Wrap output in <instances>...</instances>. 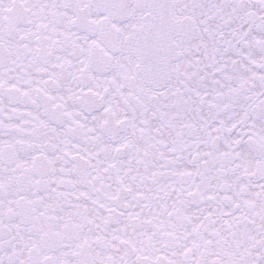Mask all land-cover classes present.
Here are the masks:
<instances>
[{
	"label": "snow or ice",
	"instance_id": "snow-or-ice-1",
	"mask_svg": "<svg viewBox=\"0 0 264 264\" xmlns=\"http://www.w3.org/2000/svg\"><path fill=\"white\" fill-rule=\"evenodd\" d=\"M0 264H264V0H0Z\"/></svg>",
	"mask_w": 264,
	"mask_h": 264
}]
</instances>
